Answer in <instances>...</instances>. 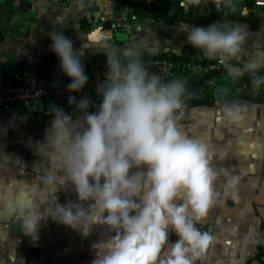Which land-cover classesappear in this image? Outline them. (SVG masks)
Segmentation results:
<instances>
[{"label": "clouds", "instance_id": "1", "mask_svg": "<svg viewBox=\"0 0 264 264\" xmlns=\"http://www.w3.org/2000/svg\"><path fill=\"white\" fill-rule=\"evenodd\" d=\"M212 2L225 14L235 8L233 0ZM201 3L181 0L180 7ZM180 31L207 59H218L234 81L249 73L256 88L264 85V75L258 74L264 68V51H257L243 66L232 63L248 37L238 21L183 25ZM48 35L50 50L71 79L68 90L80 91L89 79L81 60L85 45L74 49L72 39L55 27ZM93 51L107 58L105 79L97 85L102 103L89 112V97L77 101L69 96L75 119L50 104L49 126L34 149L41 158L34 168L44 171V182L54 185L63 177L74 187L77 200L61 205L57 197L45 212L26 215L22 231L38 240L39 221L47 217L83 237L103 227L108 238L92 245L91 264H196L212 243V236L196 225L217 203V172L211 166V146L203 138L188 136L174 120L183 106L185 82H164L150 73L140 43L107 44ZM223 111L231 122L242 119L236 105ZM171 232L178 237L174 242L169 240Z\"/></svg>", "mask_w": 264, "mask_h": 264}, {"label": "crops", "instance_id": "2", "mask_svg": "<svg viewBox=\"0 0 264 264\" xmlns=\"http://www.w3.org/2000/svg\"><path fill=\"white\" fill-rule=\"evenodd\" d=\"M118 1L141 5L151 0H0V66L60 61L50 50L48 33L54 27L72 39L74 49L85 45L83 63L106 61L103 52L93 50L107 44L124 47L137 43L144 49L142 59L185 56L198 74L203 68L197 62L219 61L207 59L202 50L187 42V33L180 31L187 23L138 20V9L126 7L130 11L125 10L124 23L112 28V19L125 12L117 11ZM239 1L243 8L238 13L237 9L236 13L235 9L218 12L212 0H202L198 10L202 15L222 17L217 24L238 21L245 27L247 41L232 61L243 66L257 51H264V7L247 10L245 4L254 0ZM234 105L242 110L238 122L226 119L224 107H182L174 114L177 126L188 136L203 138L211 146V166L217 172V203L196 225L212 236V243L196 264H264L260 251L264 240V103ZM49 120L28 128L19 125L15 112L7 111L0 119V264H91L95 257L92 245L108 238L103 227H94L83 237L50 217L39 221L38 240L22 231L26 215L45 212L57 197L61 205L77 200L74 187L63 177L48 185L42 178L44 171L34 168L41 161L34 154L35 144L43 141ZM176 239L171 232L169 240Z\"/></svg>", "mask_w": 264, "mask_h": 264}, {"label": "trees", "instance_id": "3", "mask_svg": "<svg viewBox=\"0 0 264 264\" xmlns=\"http://www.w3.org/2000/svg\"><path fill=\"white\" fill-rule=\"evenodd\" d=\"M239 0H233L235 5V13H237L243 8V2ZM181 0H151L149 3L135 4L131 1H118L117 11L123 12L126 7L137 8V19H151L152 21L159 23H169L171 25H177L180 23H187L191 26H207L213 22L218 23L223 20L222 17H217L215 15H202L200 14L198 7L193 6L190 9H184L180 7ZM238 2V6L236 3ZM247 10L254 7L253 4H245ZM234 16H228V18L233 19ZM112 28L113 22H110ZM82 28H85V21H82ZM159 57V56H158ZM160 58L173 62L176 68L173 72V78L171 80H182L185 82L186 93L183 99L182 107L198 108V107H208V108H222L229 105H234L240 102H254V103H264V85L260 88H256L251 82V75L245 73L243 77L238 80H233L226 74V70L223 66H218L217 62H197L203 68L202 74L196 73L193 69L194 67L190 65V58L185 56H166L163 55ZM146 59V58H143ZM142 59V60H143ZM97 60V59H96ZM95 61V60H92ZM91 62V61H90ZM89 62V63H90ZM88 63V62H87ZM237 66H241L236 64ZM30 68L35 69V71L43 76H47L53 73L63 72L60 69V61L57 60H46L38 65H24L17 64L10 67L0 66V72H18L27 71ZM259 75H264V68L260 69ZM169 80V81H171ZM218 86H230L232 87L231 93H221L217 92ZM252 92H249V90ZM238 90L240 92H238ZM258 90V97L255 98L253 92ZM102 103L101 99L96 98L93 102V106H90L88 111L94 112L95 105H100ZM66 113H69L73 117H76L75 105L71 108L63 109Z\"/></svg>", "mask_w": 264, "mask_h": 264}, {"label": "built area", "instance_id": "4", "mask_svg": "<svg viewBox=\"0 0 264 264\" xmlns=\"http://www.w3.org/2000/svg\"><path fill=\"white\" fill-rule=\"evenodd\" d=\"M254 6L257 9L264 7V0H254ZM127 12L130 9L126 10ZM126 11L112 19L115 28L120 27L125 20ZM148 71L159 76L162 81L168 82L173 78V72L176 65L173 62L160 57H149L143 59ZM88 82L78 92L69 91L67 85L71 79L64 73H53L47 76L38 74L35 69L30 68L27 71L18 72H0V119L2 115L9 111L16 113V120L23 127L32 128L40 124L42 120L50 117L47 115V109L50 104H55L63 109L71 108L69 105V96H75L79 101L87 96L92 102L96 98L102 100V96L97 94V85L105 79L107 71L105 60H95L90 63H83ZM221 66L217 62V66ZM195 69L194 67H190ZM42 101L43 110L37 112L35 104ZM99 105H95L97 111ZM261 260L264 262V240L260 243Z\"/></svg>", "mask_w": 264, "mask_h": 264}, {"label": "water", "instance_id": "5", "mask_svg": "<svg viewBox=\"0 0 264 264\" xmlns=\"http://www.w3.org/2000/svg\"><path fill=\"white\" fill-rule=\"evenodd\" d=\"M2 12H3V9H2V5L0 4V21H1ZM217 92H221V93H231L232 92V87H230V86H218L217 87ZM35 110L37 112H42V110H43V103H42V101L36 102V104H35Z\"/></svg>", "mask_w": 264, "mask_h": 264}, {"label": "rangeland", "instance_id": "6", "mask_svg": "<svg viewBox=\"0 0 264 264\" xmlns=\"http://www.w3.org/2000/svg\"><path fill=\"white\" fill-rule=\"evenodd\" d=\"M255 91L259 92L258 90H254L253 92H255ZM238 92H240V91L238 90ZM249 92H252V90L250 89ZM263 92H264V89H263Z\"/></svg>", "mask_w": 264, "mask_h": 264}]
</instances>
